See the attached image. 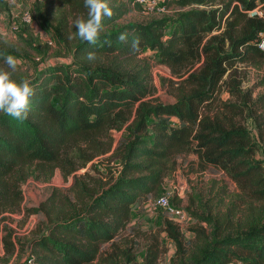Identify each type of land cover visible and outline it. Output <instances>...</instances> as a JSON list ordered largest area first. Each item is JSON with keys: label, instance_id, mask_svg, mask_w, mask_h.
Listing matches in <instances>:
<instances>
[{"label": "trees", "instance_id": "1", "mask_svg": "<svg viewBox=\"0 0 264 264\" xmlns=\"http://www.w3.org/2000/svg\"><path fill=\"white\" fill-rule=\"evenodd\" d=\"M51 1L64 6L69 16L53 23L36 5L34 21L66 40L71 19L74 24L87 19L84 0ZM106 2L113 17L104 18L95 45L78 38L69 62L48 64L28 79L34 92L28 119L21 122L0 112V222L6 220L3 214L21 211V188L27 179L40 180L32 171L35 164L44 171L62 162L71 164L65 158L76 140L90 151L80 157L82 168L111 153L109 159L120 166L111 184L90 189L76 178L77 201H61L55 195L50 207L35 210L44 211L48 222L29 241L33 264H94L104 246H114L133 207L161 191L178 157L195 154L203 169L223 170L261 207L252 205L248 212L231 208L218 220L204 217L211 233L198 228L190 243H184L178 226L165 220L164 231L177 247L173 264H264V160L255 158L258 151L264 156V116L259 114L264 96L254 99L252 91H243L237 69L264 65L259 49L264 19L250 14L264 12V0H164L172 15L127 24L120 21L140 7L135 0ZM7 10V2L0 0V12ZM121 33L128 34L127 42L119 40ZM18 36L27 45L38 38L26 29ZM137 38L140 50L133 53L131 42ZM89 52L96 53V61L86 59ZM7 55L21 56L0 40L4 69ZM157 65L170 68L180 80L174 104L150 99L157 92ZM224 90L234 102L220 99ZM245 115L253 120L257 137L241 120ZM123 130L114 148L112 132ZM81 166H73L68 174ZM54 200L59 202L56 207ZM3 244L0 262H7L16 251L9 227ZM158 257L159 249L150 247L145 264H156ZM111 258L102 261L113 264Z\"/></svg>", "mask_w": 264, "mask_h": 264}, {"label": "rangeland", "instance_id": "2", "mask_svg": "<svg viewBox=\"0 0 264 264\" xmlns=\"http://www.w3.org/2000/svg\"><path fill=\"white\" fill-rule=\"evenodd\" d=\"M5 1L8 4V10L0 12V40L7 44L8 48L16 49L21 56L17 58L19 64L15 72L2 67L0 70L11 72L12 79L19 82L22 79H31L48 64L69 62L72 59L71 52L78 40L72 19L65 35L66 40L53 37L36 20L30 26L20 24L24 12L31 11L35 14L36 5L41 8L43 15L56 23L62 15L69 16V12L64 6L55 4L51 0ZM170 11L168 14L145 12L141 7L136 6L133 12L120 21V24L146 23L151 19L172 15L173 10ZM23 29L32 32L34 37L38 36L37 41L32 45H27L18 36V33ZM50 41H52V45L49 44ZM237 69L242 82V90L252 91L254 99L264 96V65L259 63L244 64L238 65ZM153 77L157 92L150 99L161 104H174L180 96V80L173 76L170 68L161 65L153 67ZM220 99L225 103L234 102L231 95L225 90L221 92ZM260 106L259 114L262 113L264 116V104ZM244 119L247 128L254 137H257L258 132L253 120L247 118L246 115L241 117L242 121ZM173 122L178 123L176 119H173ZM125 131L112 132L114 148L125 135ZM104 142L107 143V141ZM67 150L65 159L71 164L62 162L56 168L45 167V171L39 169V165L35 164L32 171L39 176L40 180L30 177L22 185L21 211L2 215L6 217V220L0 222V255L4 257L5 227H9L13 231L16 251L7 258V262H0V264H29V241L37 232L44 231L48 222L44 211L38 213L35 210L50 207V200L55 195H58L61 201L68 199L73 203L76 202V191L73 190L76 178L82 185L90 189H102L109 186L112 179L118 176L120 166L118 162L109 159L111 153L94 158L91 163L82 168L81 155L86 151L90 153L87 145L76 140ZM255 158L264 160L261 151H258ZM76 165L81 168L68 174L70 169ZM163 195L169 197L172 207L185 212V220H180L176 215L155 206L157 199ZM58 203L54 200L52 205L56 207ZM252 205L255 208L261 207L223 170L211 166L203 169L198 156L195 154L182 155L178 157L175 169L165 178L161 191L148 196L133 207L131 220L114 240V246H104L103 255L94 264H108L102 261L103 257L107 259L112 257L113 264H145L147 251L150 247L159 249L156 264H173L177 247L164 231L165 220H170L178 226L183 234L184 243H190L197 238L195 230L198 228H203L207 233H211L212 228L203 221L204 217L218 220L223 218L231 208L237 212H248ZM239 216L241 217V214Z\"/></svg>", "mask_w": 264, "mask_h": 264}, {"label": "clouds", "instance_id": "3", "mask_svg": "<svg viewBox=\"0 0 264 264\" xmlns=\"http://www.w3.org/2000/svg\"><path fill=\"white\" fill-rule=\"evenodd\" d=\"M84 5L87 8V19L79 18L75 21L76 36L81 41L95 45L103 31L104 18H112L113 10L106 0H84ZM127 36V33H121L118 38L121 42H127ZM139 45L138 38L131 42L133 53L139 52ZM86 59L94 62L97 55L95 52H89ZM4 61L11 72L17 70L19 61L16 57L7 55ZM11 72L0 70V112L23 122L28 119L30 97L34 92L30 80L22 79L17 82L12 79Z\"/></svg>", "mask_w": 264, "mask_h": 264}, {"label": "built area", "instance_id": "4", "mask_svg": "<svg viewBox=\"0 0 264 264\" xmlns=\"http://www.w3.org/2000/svg\"><path fill=\"white\" fill-rule=\"evenodd\" d=\"M135 3L139 5L145 12L153 11V12H160L163 14L169 13L166 6L164 5V0H135ZM250 14L253 16L257 15L260 18L264 19V12L261 11L260 9L251 11ZM34 23H35L34 16L31 11H26L22 14L20 24L30 26L33 25ZM17 32H19V29H17ZM49 44L52 45L53 44L52 41H50ZM262 45H264V31L260 34V40H259V49L264 52V48H262ZM155 206L165 210L166 212L176 215L180 220L186 219L185 212L181 209L173 208L170 199L167 195H163L159 197L155 203ZM28 263L33 264L30 259Z\"/></svg>", "mask_w": 264, "mask_h": 264}]
</instances>
